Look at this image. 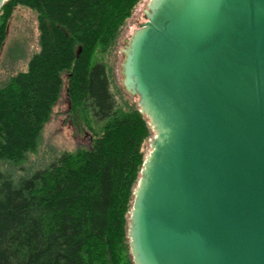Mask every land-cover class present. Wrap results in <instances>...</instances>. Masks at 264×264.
<instances>
[{
	"label": "water",
	"instance_id": "95a60500",
	"mask_svg": "<svg viewBox=\"0 0 264 264\" xmlns=\"http://www.w3.org/2000/svg\"><path fill=\"white\" fill-rule=\"evenodd\" d=\"M143 13L120 61L154 134L128 217L133 264H264V0Z\"/></svg>",
	"mask_w": 264,
	"mask_h": 264
},
{
	"label": "trees",
	"instance_id": "16d2710c",
	"mask_svg": "<svg viewBox=\"0 0 264 264\" xmlns=\"http://www.w3.org/2000/svg\"><path fill=\"white\" fill-rule=\"evenodd\" d=\"M139 1L0 6V52L17 6L34 11L39 32L26 69L0 86V264H133L128 217L153 132L135 102L117 101L106 65L93 59L119 45ZM63 85L74 123L95 125H87L90 145L14 180L2 166L35 150Z\"/></svg>",
	"mask_w": 264,
	"mask_h": 264
},
{
	"label": "rangeland",
	"instance_id": "374dc122",
	"mask_svg": "<svg viewBox=\"0 0 264 264\" xmlns=\"http://www.w3.org/2000/svg\"><path fill=\"white\" fill-rule=\"evenodd\" d=\"M148 1L140 0L133 9L126 21L119 45L103 53H97L93 59L106 65L111 90L121 104L125 101L137 104V97L127 93L121 85V49L132 31L145 21L143 9ZM38 35L34 11L25 6H17L9 20L7 36L0 52V86L11 75L26 69L28 59L39 49ZM65 88L66 85H63L59 99L53 105L49 119L42 127L35 150L27 153L26 158L17 164L10 163L2 166L14 180L21 176H31L62 151H72L90 145L91 133L87 125L92 127L95 125L89 117L87 122H85L86 117H81L80 126L74 123L69 114L70 105ZM149 140L145 146L146 152L150 149Z\"/></svg>",
	"mask_w": 264,
	"mask_h": 264
},
{
	"label": "bare ground",
	"instance_id": "6f19581e",
	"mask_svg": "<svg viewBox=\"0 0 264 264\" xmlns=\"http://www.w3.org/2000/svg\"><path fill=\"white\" fill-rule=\"evenodd\" d=\"M83 116V115H82Z\"/></svg>",
	"mask_w": 264,
	"mask_h": 264
},
{
	"label": "flooded vegetation",
	"instance_id": "af4514ba",
	"mask_svg": "<svg viewBox=\"0 0 264 264\" xmlns=\"http://www.w3.org/2000/svg\"><path fill=\"white\" fill-rule=\"evenodd\" d=\"M66 89V88H65Z\"/></svg>",
	"mask_w": 264,
	"mask_h": 264
}]
</instances>
